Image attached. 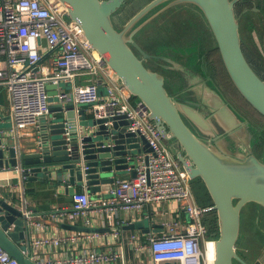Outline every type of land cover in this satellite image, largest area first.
Wrapping results in <instances>:
<instances>
[{
	"label": "water",
	"instance_id": "water-1",
	"mask_svg": "<svg viewBox=\"0 0 264 264\" xmlns=\"http://www.w3.org/2000/svg\"><path fill=\"white\" fill-rule=\"evenodd\" d=\"M59 0L65 18L77 23L91 49L103 57L116 84L140 101L148 119L191 181L199 179L215 212L218 238L212 264H250L237 253L241 211L253 204L264 210V144L261 130L224 96L203 66L201 44L181 51L184 57L158 56L162 71L178 79V86L147 68L149 56L134 37L164 10L176 5L195 8L209 29L225 72L239 95L264 118V80L244 57L232 0ZM125 10H122L124 9ZM140 55L136 54V52ZM55 86H47L48 90ZM103 89L99 88V95ZM57 108V115L54 109ZM31 141H21L0 130V170H10L17 185L62 186L72 196L84 188L97 200L113 188L118 176L134 177L137 156L151 150L138 133L128 131L127 116L94 120L84 109L76 114L68 102L50 105ZM2 121H0V124ZM23 208L12 197L0 196V248L18 264H36L25 251L28 234ZM65 230L101 232L63 225ZM124 230L147 234L144 221ZM253 264V263H251Z\"/></svg>",
	"mask_w": 264,
	"mask_h": 264
},
{
	"label": "built area",
	"instance_id": "built-area-1",
	"mask_svg": "<svg viewBox=\"0 0 264 264\" xmlns=\"http://www.w3.org/2000/svg\"><path fill=\"white\" fill-rule=\"evenodd\" d=\"M65 12L59 0H0V89L9 97L14 131L37 132L41 119L52 116L49 98H56L62 104L70 102L76 114L84 109L90 119L127 116L128 131L142 136L151 153L147 160L146 154L137 156L133 178L115 179L108 199L93 200L86 191H78L71 196L69 209L49 214L52 221L81 220L88 228L97 219L106 233L31 238L35 232H46V227L23 208L28 234L24 252L36 264H130L125 256L129 244L134 264H212L209 251L214 241L206 238L202 222L210 207L196 203L187 172L149 121L145 106L137 99L133 105V98L116 84L103 57L93 55L80 26L67 20ZM48 85L55 88L48 90ZM168 201L178 203L187 220L162 216L158 218L164 228L160 236L149 234L142 241L131 234L126 244L122 241L124 222L116 219L117 213H140ZM104 239L107 249L102 252L76 249ZM41 250L48 252L39 254ZM0 264L18 262L0 248Z\"/></svg>",
	"mask_w": 264,
	"mask_h": 264
},
{
	"label": "flooded vegetation",
	"instance_id": "flooded-vegetation-1",
	"mask_svg": "<svg viewBox=\"0 0 264 264\" xmlns=\"http://www.w3.org/2000/svg\"><path fill=\"white\" fill-rule=\"evenodd\" d=\"M234 11L238 20L241 48L247 62L258 76L264 80V0H232ZM143 0H129L127 3L141 4ZM122 10H125L122 9ZM134 41L149 58L144 60V65L166 77H169L170 86H178L176 77L162 71L165 65L158 56L184 57L188 48L201 44L205 51L203 66L207 75L217 85V74L213 69V60L210 52L215 49L212 35L204 23L201 14L188 5H176L164 10L161 14L144 26L134 37ZM136 52V51H135ZM138 57L140 55L136 52ZM172 55V56H171ZM188 54L186 53L185 56ZM248 205H252L248 207ZM244 209H249L248 232L249 239L253 242L252 253L258 254L264 249V210L253 204H248ZM242 209V211H243ZM242 215V213H241ZM241 219L240 230H243ZM253 232V234H252ZM242 234V232H240ZM244 258V257H243Z\"/></svg>",
	"mask_w": 264,
	"mask_h": 264
},
{
	"label": "crops",
	"instance_id": "crops-1",
	"mask_svg": "<svg viewBox=\"0 0 264 264\" xmlns=\"http://www.w3.org/2000/svg\"><path fill=\"white\" fill-rule=\"evenodd\" d=\"M215 48V46H214ZM86 81L90 82L93 78H86ZM64 86H61L63 88ZM3 91V90H2ZM3 101L0 103V121H4L10 118L9 112V97L5 91L2 93ZM50 104L56 106L58 104V100L53 98L50 100ZM54 115H57V108L54 110ZM86 116L90 118V116L85 112ZM11 127L12 129L9 130L10 136L16 137L19 142L21 141H31L34 134L36 133L34 129H25L20 131H14L13 123L11 120ZM117 178L121 179H131L133 178L130 173H124ZM17 178L13 175L12 171L10 170H0V196L10 199L12 197L13 202L19 208H27L34 213L35 219L43 222L46 227V232H35L31 236V238L38 237L40 235H63V234H73V233H80L71 230H65L63 225H72V226H79L82 228H88L83 225L81 220L75 221H52L49 217V214L56 209H69L71 204V196L65 193V190L62 186H59L57 189L52 187H36L37 189H33L31 184H26L23 187H19L17 185ZM85 191L84 188H77L76 192L78 191ZM109 194V193H108ZM107 195V194H106ZM105 195V197H106ZM111 196V194H109ZM105 197H101V199H105ZM93 200H97L93 197H90ZM165 216L166 218H180L182 220H187L183 211L180 210V206L178 203L174 201L164 202L159 205L149 206L148 208L144 209L140 213H122L119 212L116 214V219L119 221H123L124 224L121 228V236L122 241L126 244L129 236L131 234H135L139 236L140 240L144 241V239L149 235L153 234L156 236H160L164 232V228L158 224V218ZM144 221L145 228H147L148 233L142 234L140 231L135 230H124L123 227L127 226L128 224L136 223ZM101 229L106 230L107 228L105 225L97 219H94L92 222V227L89 229ZM108 231V230H107ZM107 231H101L98 233H106ZM241 236V234H240ZM107 239H104L100 244L98 243H91V244H82L76 247L77 250L81 251L83 249H93L95 251H104L107 249ZM44 252H48L47 250L39 251V254ZM262 252V251H261ZM260 252V253H261ZM258 255V254H257ZM125 256L127 262L130 264H134L133 257L134 252L131 248V245H126L125 247ZM258 261V259H257ZM259 263V261L257 262Z\"/></svg>",
	"mask_w": 264,
	"mask_h": 264
},
{
	"label": "trees",
	"instance_id": "trees-1",
	"mask_svg": "<svg viewBox=\"0 0 264 264\" xmlns=\"http://www.w3.org/2000/svg\"><path fill=\"white\" fill-rule=\"evenodd\" d=\"M210 58L213 60V69L217 74V86L222 91L226 99L254 126L261 130L260 144H264V118L259 115L236 91L228 78L223 64L221 62L219 52L215 48L210 52ZM2 89H0V103L3 101ZM192 192L194 194L196 203L201 208H207L212 205L211 199L199 179H195L190 182ZM81 191V190H80ZM202 222L207 230L206 238L209 240H216L218 238V226L215 212H206L202 217Z\"/></svg>",
	"mask_w": 264,
	"mask_h": 264
},
{
	"label": "rangeland",
	"instance_id": "rangeland-1",
	"mask_svg": "<svg viewBox=\"0 0 264 264\" xmlns=\"http://www.w3.org/2000/svg\"><path fill=\"white\" fill-rule=\"evenodd\" d=\"M51 99H53V98H49V101ZM131 100H132L131 102L133 103V105H136L137 100L136 99H131ZM11 125H12L11 119H6V120L2 121V123L0 124V130H3L5 132L9 133V130L12 129ZM262 147L263 146L258 145L256 148V151L259 153L261 151ZM109 197H110V195L107 194L105 199H108ZM250 206H252V205H248V207H250ZM246 207H247V205H246ZM244 209H243V211H241V213H242L241 219L243 220L244 223H243V230L242 231L240 230V232H242V234H241L239 240L237 241V253L242 258L244 257L243 259L246 260L250 264L251 263H253V264H264V249L261 253H258V255L257 254L254 255L252 253V247H254V246H253V242L251 241V239H249L250 234H249V232H248L249 230L247 228V225L249 224L247 213H248V211L250 212V210L246 209V211H245L246 213L243 216ZM252 234H253V232H252ZM257 259H258L259 263H257L258 262Z\"/></svg>",
	"mask_w": 264,
	"mask_h": 264
},
{
	"label": "bare ground",
	"instance_id": "bare-ground-1",
	"mask_svg": "<svg viewBox=\"0 0 264 264\" xmlns=\"http://www.w3.org/2000/svg\"><path fill=\"white\" fill-rule=\"evenodd\" d=\"M93 55H94L95 57L98 56L97 52H95V51H94ZM210 248H211V249H210V251H209V257H210V258H211V257L213 258V257H214V246L211 245Z\"/></svg>",
	"mask_w": 264,
	"mask_h": 264
}]
</instances>
